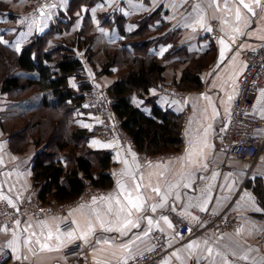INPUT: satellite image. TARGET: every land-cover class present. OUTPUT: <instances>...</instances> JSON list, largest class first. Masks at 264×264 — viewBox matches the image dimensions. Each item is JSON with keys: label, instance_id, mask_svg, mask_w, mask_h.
I'll return each mask as SVG.
<instances>
[{"label": "crops", "instance_id": "1", "mask_svg": "<svg viewBox=\"0 0 264 264\" xmlns=\"http://www.w3.org/2000/svg\"><path fill=\"white\" fill-rule=\"evenodd\" d=\"M4 1L8 3L9 9L0 14L3 41L17 51H21L34 37L47 33L61 14L65 16L62 20L68 22L72 16L70 10L73 4L80 2L73 13L75 20L69 28H63L64 30L52 40L58 42L72 38L75 41L89 19V32L94 34L95 39L83 45L81 52L79 51V58L86 70L85 80L107 88L124 78L125 73L114 68L113 75L101 76L91 65L92 59L88 60L83 51L87 47L97 53L101 45L103 50L112 45L121 46L125 38L120 34L110 36L104 26L105 19L114 21L115 16H124L127 20L125 31L128 34L138 31L149 20V30L146 33L148 50L164 67L163 82L151 87L146 93L135 90L131 94V102L149 116L153 115V106L156 105L170 116L179 117L182 146L175 152L151 156L138 151L131 137L129 142L123 141L118 133L104 138L101 132L107 129V126L103 110L100 112L98 108L89 110L84 104L83 109L75 112L77 120L75 128L87 130L93 135L81 147L85 152L89 150L111 153V166L104 174L111 176L112 185L109 188H99L103 192L96 197L95 205L85 201L83 193L74 202L61 204L60 211L54 215L35 217L31 214H17L12 220L8 222L3 220L2 223L0 209V264H118L124 259H133L152 249L153 233L156 231L166 236L167 244L171 248V253L160 264H264V149L258 161L253 164L228 157L218 144L227 129L239 95L240 78L247 67L242 53L257 52L264 48V0H261L260 5H256L253 0H245L252 5L255 15L248 13L242 5H237L235 0H227L228 7L232 8L231 13L225 8V0H215V3L213 0ZM194 5H199L197 11L193 10ZM237 6L241 7L242 13L239 22L235 19ZM197 12L203 17L204 22L203 25L194 24L193 31L192 27H185V17H189L187 22L190 23L196 18ZM33 20L35 23H32ZM216 24L220 35L217 41H213L211 32ZM208 28L211 31H207ZM236 28L240 31H234ZM221 39L230 50L225 52L223 62L219 63ZM78 48L76 46L73 49ZM194 59L203 62L196 63L191 69L189 65ZM187 71L200 80L201 87L196 89L191 86V82L190 85L185 84L186 88L181 89L186 92L185 102L167 96L163 91L164 86H176ZM72 79L69 80L70 85L76 90L78 85L77 83L74 85ZM39 94L42 100L43 93ZM229 95L232 96L231 100L228 99ZM0 96V204L10 205L14 211H18L25 201H41L38 197L39 189L34 185L33 172V161L38 149L34 145L26 152L24 150L22 153L13 152L6 125L13 116L28 111L16 112L15 109L18 108L15 104L28 99L12 101L6 94ZM205 96L210 97L211 104L209 100L204 99ZM253 113L264 119L262 116L264 97H261V91L257 95ZM260 135L264 137V131ZM191 144L195 147H190ZM77 153L81 154L78 150ZM60 159L65 168L74 166L68 151L63 152ZM91 160L97 175L100 170L99 164L95 159ZM125 161L128 162L127 166ZM126 171H133L137 178L143 175V187L140 191L146 199L142 201V210L140 212L132 210L131 217L134 221H139L140 227L132 228L126 235L121 236L115 231H102L97 224L95 231L88 234L87 241L81 239L91 207L103 211L107 206L108 202L101 200V197L112 195L127 207V202L118 188V182L127 188L133 186L131 177L122 175ZM213 173L216 175L213 176ZM185 182H190L191 187H183ZM149 183L153 187L159 185L160 195L151 191ZM169 184L179 186L169 193L165 207L157 208L153 212L151 206L161 203L160 196ZM177 192L180 193L179 200L175 199ZM115 199L112 201L114 207ZM205 200H208L207 204H204ZM189 203L193 206L186 208ZM81 205L86 207L75 211L80 209ZM172 205L175 206V211L172 210ZM197 205L204 206L206 211H200ZM198 212L217 215L229 213L240 222V226L220 234L204 230L202 234L179 243L177 231L183 225H190L195 229L202 227L195 215ZM161 216H167L173 227L169 228L160 219ZM141 217L152 218L153 225L150 231L147 220L140 219ZM74 219L80 223L81 229L74 232L72 239L61 236L60 241H57L55 225L59 223L61 231L67 232L68 228L64 221L71 224ZM17 221H20L19 225ZM40 221H46L54 233L51 240L42 239V242L48 245L45 249H41L35 243V237H32L28 245L24 244L30 233L35 232L37 236L40 234L41 227L38 226ZM72 227L75 228V225ZM44 231L47 233L48 228ZM146 231L147 236L144 235ZM136 236L140 239H136ZM97 239L101 241L108 239L109 243L98 244ZM13 240L14 249L8 247L9 241ZM192 241H195L198 247L188 249L186 245ZM79 243L83 244L80 255L69 254V249ZM121 244H128L131 251L120 247ZM206 247L213 249L211 256L206 252ZM216 252L222 255L216 256ZM17 256L21 259H17ZM241 256H247V259H240Z\"/></svg>", "mask_w": 264, "mask_h": 264}, {"label": "trees", "instance_id": "2", "mask_svg": "<svg viewBox=\"0 0 264 264\" xmlns=\"http://www.w3.org/2000/svg\"><path fill=\"white\" fill-rule=\"evenodd\" d=\"M78 3L80 2L73 4L70 10L72 16L68 22L62 20L65 16L61 14L47 33L34 37L21 51L5 44L0 34V70L3 67V74L0 75V92L8 95L12 101H23L38 92L43 93L39 105L24 112L22 117L25 119L28 117L30 120L27 130L38 134L37 141L33 142L38 148L33 161L34 185L39 189L38 197L44 204L71 203L89 186L109 188L113 183L111 176L104 174L111 166V153L88 150L78 155L77 148H71L73 141L80 147L93 135L92 132L83 129L73 131L76 123L75 112L83 109L86 94L92 89L91 83L85 79L79 91L70 86L71 78L82 77L83 62L74 55L68 45L50 47L52 38L60 34L63 28H69L75 20L73 13ZM7 7L8 3L0 0V11L7 10ZM88 20L87 25L73 41L79 48L93 40L87 42V37L89 36V39L91 33ZM126 21L124 16L117 15L114 21L105 19L104 22L110 36L120 34L125 38L120 47L108 46V58L103 71L99 73L113 75L114 68L120 72L126 71L125 77L113 83L108 89L112 99V111L121 120L122 129L131 137L138 151L151 156L178 151L182 146L179 117L170 116L156 105L153 106V115L149 116L131 102V94L135 90L146 93L151 87L163 81L164 67L148 50L146 33L149 30V20L138 31L130 34L125 31ZM189 83L196 89L201 87L200 80L189 71L184 73L181 82L176 86L184 89L185 84ZM56 115L61 118L55 119ZM40 128L42 129L39 130ZM57 128L68 129L62 134L57 133L59 132ZM25 135L22 137L28 140L29 134ZM44 138H49L48 141L51 143L57 139L53 150L48 151L47 145H43ZM25 139L15 137V140L21 143ZM67 150L74 155L70 159L74 163L72 168H65L60 159ZM91 158L99 164L100 170L97 175Z\"/></svg>", "mask_w": 264, "mask_h": 264}, {"label": "built area", "instance_id": "3", "mask_svg": "<svg viewBox=\"0 0 264 264\" xmlns=\"http://www.w3.org/2000/svg\"><path fill=\"white\" fill-rule=\"evenodd\" d=\"M220 32L217 24L211 32L213 41H217ZM242 58L246 61L247 67L240 78V89L238 98L235 101L233 112L229 118L226 131L219 139V147L225 151L228 157L249 163H256L264 148V137L260 135L264 131V119L253 113L256 98L260 90L264 89V48L260 51H244ZM100 85V84H99ZM164 93L179 99L186 100V92L174 86H164ZM94 102L98 103V109L111 113L107 122V129L101 132L104 138L111 137L113 133H118L123 141H131L130 136L122 129L120 119L112 111V103L106 90L97 85L91 92ZM108 109V110H107ZM112 111V112H111ZM110 124V125H109ZM102 189L89 187L84 192V199L91 202L94 197L99 196ZM79 202V201H78ZM1 221L8 222L17 214H31L34 216H48L59 212V209H45L39 206L37 201H25L18 211H14L10 205L0 204ZM201 228H193L190 225H183L177 231L179 243H184L192 237L202 234L204 230H209L215 234L232 231L240 226V222L229 213L212 214L209 212L195 213ZM83 244L79 243L69 249L68 253L80 255ZM171 253V248L167 244V238L160 231L153 233V248L143 254L127 260V264H160L163 259ZM118 264H121L119 262Z\"/></svg>", "mask_w": 264, "mask_h": 264}, {"label": "snow or ice", "instance_id": "4", "mask_svg": "<svg viewBox=\"0 0 264 264\" xmlns=\"http://www.w3.org/2000/svg\"><path fill=\"white\" fill-rule=\"evenodd\" d=\"M185 2H187V0H185ZM253 2L256 5H260L261 4V0H253ZM213 3H215V0H213ZM235 3L237 5H242L243 9H246L248 13H251L252 15H255L254 9L252 7V5L250 3L245 2V0H235ZM218 7V5H217ZM225 8L227 9V11L229 13L232 12V8L228 7V3L227 0H225ZM199 9V5H194L193 6V10L197 11ZM192 14L190 13L189 16H191ZM235 19L237 22L241 21L242 19V13H241V7L237 6L235 8ZM189 20V17H185V27H192L193 31H195V28L193 27L194 24H201L203 25V17L199 15V13L197 12L196 18L194 20H192L190 23H188L187 21ZM32 23H35V21L33 20ZM207 31H211L210 28L206 29ZM223 31V29H221ZM234 31L239 32L240 30L238 28L234 29ZM234 40V37L232 38ZM221 44V51H220V61L219 63H222L224 58H225V52L230 50L228 49V46L225 44L224 40L221 39L220 41ZM218 63V66H219ZM261 91V97H264V89L260 90ZM204 99L209 100V103L211 104V99L210 97L205 96ZM229 100L232 99V96L229 95L228 97ZM178 103V102H177ZM214 113H215V108L213 109ZM262 116H264V113H262ZM211 127V125H209V128ZM207 135V129H205V136ZM190 147L194 148L195 145L191 144ZM189 155H191V153H189ZM133 158L134 154H133ZM127 161H125V164L127 166ZM205 167H207V165H204ZM157 167H159V165H157ZM122 175H128L131 177L132 181H133V186L131 188H127L123 183H119L118 182V188L120 190V193L123 194L124 196V200L127 202V207H125V205L119 200V199H115V197H113L112 195H109L108 197H101V200H105L107 201V206L106 208L101 211L98 210L95 207H91L90 209V213L87 215L86 218V223H85V230L82 231L81 233V239H84L85 241H87V236L88 234H91L95 231V226L98 224L100 229L102 231L105 232H117L119 233L121 236L126 235L128 231H130V229L132 228H139L140 224L139 221H134L131 217H132V210H135L136 212H140L142 210V201H144L146 198L142 196L141 194V188L143 187L142 181H143V175H141L139 178H137V176L135 175V173L133 171H126L125 173H122ZM216 174L213 173V176H215ZM163 176V174H161V177ZM181 179H183V175H181ZM178 184H169L166 187V190L164 191L163 195L160 196L161 199V203L160 204H153L151 206V210L153 212H155L157 210V208H164L165 204L169 198V193H171L173 188L178 187ZM148 187L151 189L152 192L156 193L157 195H160L161 193V189L159 187V185L157 186H152L151 183H149ZM183 187L185 188H190L191 187V183L190 182H185L183 184ZM135 194V195H133ZM115 199V207L112 203V201ZM175 199L179 200L180 199V193L177 192L175 194ZM9 203L11 204V201H9ZM97 203V199L94 197L92 200V204L95 205ZM208 200L204 201V204H207ZM193 205H191V203H189L188 205H186L185 207H192ZM200 208V211H206V208L202 205H197ZM86 206L85 205H81L80 209H77L75 211H80L83 210ZM172 210L175 211V206L172 205L171 206ZM69 215H73V213H69ZM54 220L57 218H53ZM140 219H146L147 220V224L149 226V231L151 230V227L153 225V220L151 217H141ZM160 219H162L164 221L165 224H167V226L169 228H172L173 225L171 224V222L168 220L167 216H161ZM192 219H196L195 217H192ZM17 225H19L20 221L16 222ZM65 226L68 228L67 232H62L60 229V224L57 223L55 225V239L57 241H60L61 236H67L69 239H72L74 236V232L76 230L81 229V225L77 220H72L71 224H69L66 220L64 221ZM72 225H75V228L72 227ZM109 225V226H106ZM114 225V226H112ZM41 227V232L40 234L37 236L35 232H32L29 234L28 238H26L24 240V244L28 245L31 242L32 237H35V243L37 245H39V247L41 249H45L48 247L47 243L42 242L43 241H47V240H51L53 238V230L51 228H49L48 223L46 221H40L39 225ZM48 228L47 233H45L44 229ZM25 231H27V229H25ZM162 231V230H161ZM240 231V230H238ZM145 236L148 235V231H146L144 233ZM136 239H140L139 236L135 237ZM134 242V241H133ZM96 243H104V244H108L109 240L108 239H104L103 241H101L100 239H97ZM205 244H207V242H205ZM14 245H15V240L13 241H9L8 247L14 249ZM120 247L127 249L129 252L131 251L130 247L128 244H121ZM186 247L188 249H193L195 247H198L197 243L195 241L190 242L189 244L186 245ZM31 250V249H29ZM151 250V249H150ZM206 252L208 253L209 256L212 255L213 253V249L211 247H206ZM222 254L220 252H216V256H221ZM233 255H235V253H233ZM17 259H21V257L17 256ZM26 258V257H25ZM240 259H247V256H241L239 257ZM121 264H127V259H124Z\"/></svg>", "mask_w": 264, "mask_h": 264}, {"label": "rangeland", "instance_id": "5", "mask_svg": "<svg viewBox=\"0 0 264 264\" xmlns=\"http://www.w3.org/2000/svg\"><path fill=\"white\" fill-rule=\"evenodd\" d=\"M7 9H9V5H8V7H7ZM0 14H3L2 13V11H0ZM0 25H2V24H0ZM3 26V25H2ZM0 34H1V39H2V41H3V27H1L0 26ZM86 37H87V35L85 36V39H86ZM89 37V36H88ZM88 37H87V42H89V41H91V39H95V36H94V34L93 33H90V38L88 39ZM92 37V38H91ZM68 40V41H67ZM72 38H68V39H66V41H59L58 40V42H55L54 40H51V42H50V47L51 48H53V47H61V45H63V46H67L68 45V47H70V49H72L73 50V53H74V55H76V57H78L79 58V53L81 52L80 50H81V48H78V49H73L74 47H76V44L73 42L74 40H72ZM82 40L84 41V38H82ZM71 42V43H70ZM89 43H91V42H89ZM74 44V45H73ZM74 46V47H73ZM80 51V52H79ZM83 52H85V57L86 58H88V60L89 59H92V60H90V63H91V65L93 66V68H94V70L95 71H99V73L100 72H102L103 71V67H104V64L106 63V60H107V58H108V53H109V48L108 47H105L104 48V50H103V48H102V45L101 46H99V48H98V51H97V53H96V51L95 50H93L92 48H89V49H87V47H86V49L83 51ZM202 62H203V60H201ZM200 61V62H201ZM99 64H98V63ZM200 62L199 61H195V59L194 60H192V63L189 65V67L191 68V69H193V67L196 65V63H198V64H200ZM97 63V64H96ZM123 73H126V71L124 70V71H122ZM1 74H3V67H2V69L0 70V75ZM85 74H86V70H85V68H83V71H82V77H73V79H72V83L74 84V83H77V91H79V87L84 83L83 81H84V76H85ZM3 76V75H2ZM101 76H105V74H101ZM163 82V81H162ZM70 83V82H69ZM91 83V82H90ZM96 83V82H95ZM105 84V83H104ZM75 85V84H74ZM91 85H92V89H91V91H90V93H88V94H86V99H85V101H84V103H83V105H82V107L84 106V104H85V106H87V108L89 109V110H94L95 108H98L97 106H98V103H96V102H94L93 100H94V97H92L91 96V92H92V90L94 89V87H97V85L98 86H100L99 84H94V83H91ZM71 86V85H70ZM111 86V85H110ZM109 86V87H110ZM166 86H170V85H166ZM72 87V86H71ZM101 87H103L102 85H101ZM109 87L107 88V87H103L105 90H106V93H107V95H109V92H108V89H109ZM174 87H176V88H178L177 86H174ZM73 88V87H72ZM74 89V88H73ZM179 89V88H178ZM179 90H181V89H179ZM39 93H42V92H38V94H35V95H33L30 99H28V100H26V101H23V102H21V103H19V104H15V105H18V108H15V109H17L16 110V112L18 111V110H22L23 112L24 111H26V110H29V109H31V108H33L34 106H36L39 102H40V100H41V96H40V94ZM0 95H3V93H1L0 92ZM1 97V96H0ZM109 98H110V96H109ZM111 99V98H110ZM111 103H112V99H111ZM108 110V109H107ZM99 112H100V109H99ZM112 112V111H111ZM106 112H104V118H105V124H107L108 125V121L110 120V118H109V116H111V113L110 112H108V117L106 116V114H105ZM58 114V113H57ZM22 116H24V115H16V116H13L12 118H11V120L9 119V121H8V124L6 125V127L8 128V129H6L7 130V132H9V138H10V146H11V148H12V150H13V152H16V151H18V152H20V153H22V151L24 150V152H26L27 150H28V148L30 147V146H34L35 144V142L37 141V135H35V133H33V131L32 130H27V127H28V125H29V119H28V117H26V119L25 118H23ZM59 118H61L60 116H58V115H56V118L55 119H59ZM77 121V120H76ZM120 123H121V120H120ZM110 125V124H109ZM42 128H40L39 130H41ZM66 129H68V128H65V130H63V128H57V130L59 131V132H57V133H64V131L65 132H67V130ZM75 129H78V128H73V131H75ZM23 132H25L27 135H28V140L27 139H25L24 137L26 136L25 135V133H23ZM22 135L24 136V137H22ZM102 135V134H101ZM15 137H17V138H19V137H21V138H23V139H25V141L24 142H22L21 143V141H19V140H15ZM53 139V138H52ZM122 139V138H121ZM130 139V138H129ZM15 140V141H14ZM49 140V138H44V142H43V145L45 146V145H47V148H48V151H51V150H53L54 149V143L56 142L55 140H57V139H54V141H52V143H51V141H48ZM34 142V143H33ZM127 142H129V141H127ZM15 145H16V147H15ZM82 146V145H81ZM79 147L78 145H77V142H72V146H71V148H77V150H78V152H80L81 154L82 153H84L85 152V149L83 148V147ZM22 148V149H21ZM20 149H21V151H20ZM36 149H38V148H36ZM264 149V148H263ZM68 151V155H69V157H72V156H74L73 155V153H70L69 151L70 150H67ZM260 157V156H259ZM259 157H258V159H259ZM258 159H257V161H258ZM72 161V160H71ZM256 161V162H257ZM72 165V164H71ZM89 188L90 189H93V187L92 186H89ZM99 189V188H98ZM86 195V194H85ZM85 195L83 196V199H84V197H85ZM97 197V196H96ZM95 197V198H96ZM86 199V198H85ZM84 199V200H85ZM86 201V200H85ZM88 202V201H87ZM92 202V201H91ZM37 203L39 204V206H42L43 208H45V209H50V208H53V209H59V206L61 205V204H59V203H57V202H51L48 206L46 205V204H44V203H42L41 201H37ZM34 216V215H33ZM35 217H37V216H35ZM3 223V222H2Z\"/></svg>", "mask_w": 264, "mask_h": 264}]
</instances>
